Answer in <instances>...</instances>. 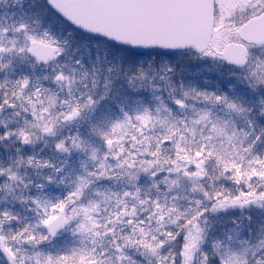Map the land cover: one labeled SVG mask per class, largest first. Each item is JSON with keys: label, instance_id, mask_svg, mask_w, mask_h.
Returning <instances> with one entry per match:
<instances>
[{"label": "snow or ice", "instance_id": "6c2138e0", "mask_svg": "<svg viewBox=\"0 0 264 264\" xmlns=\"http://www.w3.org/2000/svg\"><path fill=\"white\" fill-rule=\"evenodd\" d=\"M0 264H264V0H0Z\"/></svg>", "mask_w": 264, "mask_h": 264}]
</instances>
